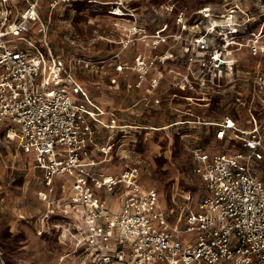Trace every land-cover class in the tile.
<instances>
[{"label": "built area", "instance_id": "2783aa9c", "mask_svg": "<svg viewBox=\"0 0 264 264\" xmlns=\"http://www.w3.org/2000/svg\"><path fill=\"white\" fill-rule=\"evenodd\" d=\"M26 1L20 17L0 29V129L5 142H15L41 172L46 190L39 191V199L47 203V213L71 221L76 245L94 263L264 264V176L250 169L251 163L264 162V69L244 71L261 109L255 115L249 109L246 120L238 113L210 122L221 150H191L192 170L204 192L185 209L179 224L172 223V209L155 187L143 183L137 164L115 175L99 166L109 160L112 148L101 141V131L126 126L114 109L98 105L72 66L57 59L50 47L42 55L14 40L38 16V0ZM115 2L111 12L117 7L122 11L117 16L137 17L125 10L124 0ZM169 2L177 25L175 48L139 53L133 65L119 56L110 88L120 89L122 78L125 90H139L151 71L150 86L157 88L163 77L158 62L176 53L183 72L173 84L188 92L181 97L205 100L224 81L238 77L234 53H264V0H222L218 12L212 5L189 10L177 7V0ZM136 32L135 26L128 37ZM167 39L157 35L152 47ZM235 101L246 105L249 99L236 91Z\"/></svg>", "mask_w": 264, "mask_h": 264}, {"label": "rangeland", "instance_id": "374dc122", "mask_svg": "<svg viewBox=\"0 0 264 264\" xmlns=\"http://www.w3.org/2000/svg\"><path fill=\"white\" fill-rule=\"evenodd\" d=\"M115 1L38 0L37 19L14 40L42 55L50 47L57 59L72 66L98 105L114 109L120 123L126 126L123 130L101 131V141L112 143V148L109 160L99 166L115 175L127 165L137 164L143 183L158 190L166 208L172 209L170 220L179 224L185 209L204 192L200 176L192 170L191 150L222 149V142L214 140L210 122L238 113L246 120L250 110L255 115L262 107L244 71L264 69V53L258 57L250 56L246 50L234 53L238 77L224 81L220 91H212L205 100L187 102L181 97L188 92L173 84L175 76L178 80L183 72L177 65L176 53L158 62L163 77L157 88L150 86V78L155 76L151 71L139 90H125L122 78L120 89H112L109 77L118 74L115 65L119 56L125 55L126 62L133 65L139 53L174 49L172 35L177 30L175 10H170L169 0H124L125 10H133L136 18L117 16L122 13L117 7L111 12ZM241 2L246 4L245 0ZM221 3L222 0H177L176 5L189 10L212 5L218 12ZM26 7V0H0V29L17 20ZM135 26L137 32L128 37ZM157 35L168 39L152 47ZM236 91L249 99L246 105L235 101ZM138 99L140 102L134 105ZM3 136L0 129V264H100L92 262L76 245L72 235L75 230L68 223L71 221L55 212L47 213V203L39 199V191L46 190L41 172L29 155L22 153L15 142L6 143ZM250 169L264 176V162H253Z\"/></svg>", "mask_w": 264, "mask_h": 264}]
</instances>
